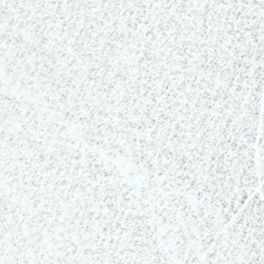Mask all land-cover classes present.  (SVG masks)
Masks as SVG:
<instances>
[{
  "label": "snow or ice",
  "instance_id": "obj_1",
  "mask_svg": "<svg viewBox=\"0 0 264 264\" xmlns=\"http://www.w3.org/2000/svg\"><path fill=\"white\" fill-rule=\"evenodd\" d=\"M0 264H264V0H0Z\"/></svg>",
  "mask_w": 264,
  "mask_h": 264
}]
</instances>
